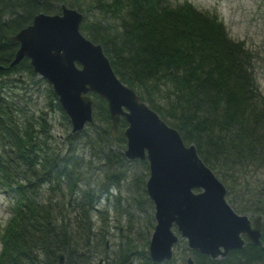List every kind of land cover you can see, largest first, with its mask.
Masks as SVG:
<instances>
[{"label":"trees","instance_id":"16d2710c","mask_svg":"<svg viewBox=\"0 0 264 264\" xmlns=\"http://www.w3.org/2000/svg\"><path fill=\"white\" fill-rule=\"evenodd\" d=\"M61 3L85 11L77 0H0V64L4 66L0 69V186L14 196L10 218L0 227V264H58L59 253L64 254L63 264H91L87 253L89 240L95 237L92 210L102 194L109 197L111 188L120 190L125 181L136 197L135 209L152 216L153 202L145 189L148 163L128 160L123 154L126 120L121 117V134L112 141L107 103L91 93L94 121L73 133L51 84L37 78L29 59L23 57L9 66L18 43L7 38L39 12L58 13ZM92 3L104 16L84 15L80 31L102 45L118 78L176 128L186 144H194L204 163L212 170H230L264 160V97L255 80L253 54L243 41L230 37L217 12L202 11L187 0ZM107 14L118 20H108ZM38 81L45 84L49 109L60 112L67 124L64 151L53 146L55 135L47 114L28 109V98L14 99L5 92V83ZM132 161L139 163L140 172L130 176L125 166ZM91 171L100 178L92 181ZM63 183L71 204L79 200L74 223L58 214V201H51L54 194L62 193ZM44 185L56 192L44 198ZM115 199L122 208L120 198ZM148 224L149 232L153 223L148 220ZM132 241L128 238L118 256L105 258L102 264H132L135 258L152 264L144 249L133 250ZM189 255L195 264H264V246L252 243L222 258L190 250L183 263ZM177 261L174 256L161 264Z\"/></svg>","mask_w":264,"mask_h":264},{"label":"water","instance_id":"95a60500","mask_svg":"<svg viewBox=\"0 0 264 264\" xmlns=\"http://www.w3.org/2000/svg\"><path fill=\"white\" fill-rule=\"evenodd\" d=\"M83 16L65 3L58 13L35 14L7 38L18 43L9 66L29 59L33 71L51 84L73 133L94 121L91 93L107 103L112 141L121 134V117L126 120L125 158L148 163L145 189L155 220L146 248L150 262L172 260L179 240L210 258L225 257L246 242L262 246L261 216L251 220L233 209L226 200V186L195 145L186 144L176 128L123 83L102 45L80 31ZM58 259L63 264L64 254L59 253ZM186 264H195L192 256H187Z\"/></svg>","mask_w":264,"mask_h":264},{"label":"rangeland","instance_id":"374dc122","mask_svg":"<svg viewBox=\"0 0 264 264\" xmlns=\"http://www.w3.org/2000/svg\"><path fill=\"white\" fill-rule=\"evenodd\" d=\"M186 0H171L172 4L182 3ZM191 2L197 9L208 12H217L218 16L222 19L229 35L235 40H241L253 54L252 66L254 70V76L258 85L259 91L264 97V0H187ZM85 11H81L88 18H101L104 13L98 8L94 7L92 0H77ZM108 20L115 22L118 19L107 14ZM10 78H14L10 76ZM37 78H42L38 75ZM5 92L8 96L14 99H20L22 97L28 98L27 108L30 110H43L50 122H52V129L55 135L53 146L57 150H65L66 144L63 142L66 135V122L62 119L60 112L52 111L48 107L47 96L45 90V84L43 82L36 83H24L16 82V85L11 83H5ZM24 84H28L27 88H23ZM71 128V125H70ZM66 131V132H65ZM85 153V151H81ZM87 157V156H86ZM140 165L137 161L127 163L125 169H129L130 176L140 172ZM216 176L224 183L227 188L226 200L228 203L239 213H244L250 218L261 216L263 220V232H264V160L260 163H249L243 166H239L235 169H226L225 167L213 170ZM92 178V181H96L100 178L97 171H91L88 173ZM87 176V175H86ZM126 181L120 190L112 187L110 194L107 197L102 194L100 201L93 208L91 213V221L93 223V236L89 243L90 255L92 263L97 264V260L102 262L101 259L104 255H109L112 259L118 256L121 250L120 246H126L128 238L133 239L135 247L134 251L144 249L146 251L147 242H149L151 232L155 223L152 205L151 211L141 212L135 209L136 197L128 189ZM61 189L62 193H56L51 190L49 186L44 185L42 187L41 194L44 198L53 195L51 199L52 203L58 201L61 205V212L58 214L64 215L65 220L73 222L78 220L77 208L78 199H73L68 195L64 183ZM52 192V193H51ZM63 196V197H62ZM115 196L121 200V207L128 209L131 216L124 214V209L118 208L116 204ZM14 196L13 193L8 192L5 188L0 186V227L4 226L11 215V206L13 205ZM77 204V205H75ZM150 214V216H149ZM150 217H152L150 219ZM131 220V221H129ZM148 220L153 223L149 232L145 227L148 224ZM71 222V223H72ZM74 223V222H73ZM133 226L132 231H128L129 227ZM149 225V224H148ZM129 233V234H128ZM105 242V246L99 244L101 240ZM107 242V245H106ZM1 247V244H0ZM190 252L185 240H179L174 246V256L178 259V264H185L183 261V255ZM132 255V254H131ZM130 255V256H131ZM129 256V257H130ZM61 264V263H58ZM132 264H143L142 260L134 259Z\"/></svg>","mask_w":264,"mask_h":264},{"label":"flooded vegetation","instance_id":"af4514ba","mask_svg":"<svg viewBox=\"0 0 264 264\" xmlns=\"http://www.w3.org/2000/svg\"><path fill=\"white\" fill-rule=\"evenodd\" d=\"M226 196V195H225ZM234 209V208H233ZM235 210V209H234ZM236 211V210H235ZM237 212V211H236ZM239 213V212H238ZM249 217V216H248ZM250 218V217H249ZM251 220H253L254 218H250ZM263 221V220H262ZM262 225H263V222H262ZM263 234H264V232H263V226H262V237H263ZM262 237H261V240H262ZM99 241V240H98ZM246 243H248V242H246ZM245 243V244H246ZM263 243V242H262ZM106 245H107V242H106ZM262 246H264V244L262 245ZM120 248H123L122 246H120ZM116 257H117V255H115ZM105 258H109V255L107 254V255H104V257L101 259V261L103 260V259H105ZM100 264H101V262H99Z\"/></svg>","mask_w":264,"mask_h":264}]
</instances>
